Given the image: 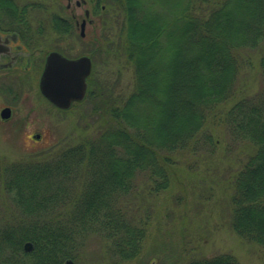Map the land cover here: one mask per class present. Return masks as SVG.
<instances>
[{"label": "trees", "instance_id": "1", "mask_svg": "<svg viewBox=\"0 0 264 264\" xmlns=\"http://www.w3.org/2000/svg\"><path fill=\"white\" fill-rule=\"evenodd\" d=\"M103 1L124 14L135 90L120 104L100 99L105 108L92 136L31 160L0 159V193L13 208L0 221V264L76 260L91 234L105 241L109 264L139 258L147 222H136L121 200L141 173L151 193L170 189L179 153L212 152L220 143L214 121L255 146L233 180L232 224L264 247V89L217 113L236 92L237 50L264 38V0ZM259 65L264 78V56ZM186 264L240 263L223 253Z\"/></svg>", "mask_w": 264, "mask_h": 264}, {"label": "rangeland", "instance_id": "2", "mask_svg": "<svg viewBox=\"0 0 264 264\" xmlns=\"http://www.w3.org/2000/svg\"><path fill=\"white\" fill-rule=\"evenodd\" d=\"M36 2L37 16L31 25L34 30L43 29L30 37V46L37 64L29 75L0 71V82L7 84L1 85L4 88L0 90V112L6 106L12 109L9 119L0 116V159L9 161L48 155L74 137L92 136L101 124L105 108L100 99L106 97L120 104L136 87L124 46V14L116 4L87 0L86 7L76 8V0H72V13H76L79 22L85 18V8L91 12L92 23L87 22L85 36L81 37L79 27L72 28V35H60L51 27V15L58 10L59 2L65 6V0ZM57 48L68 57L88 56L93 61L85 98L68 110L57 109L39 92L42 65L38 64L45 53ZM236 55L241 65L236 92L220 106L219 118L238 100L255 97L264 89L259 65L264 56V38L257 47L239 49ZM210 129L220 143L212 152L202 149L179 153L178 176L170 189L151 193L148 176L141 173L135 189L121 200L136 222H147L143 251L129 264H186L223 253L233 255L240 264H264V247L243 239L232 224L233 180L241 163L255 152V146L233 138L225 123L214 121ZM8 204L0 193L2 222L6 221L4 215H10L7 210H13ZM106 251L105 241L91 234L74 262L109 264Z\"/></svg>", "mask_w": 264, "mask_h": 264}, {"label": "flooded vegetation", "instance_id": "3", "mask_svg": "<svg viewBox=\"0 0 264 264\" xmlns=\"http://www.w3.org/2000/svg\"><path fill=\"white\" fill-rule=\"evenodd\" d=\"M65 2V6L59 2L58 10L51 15V27L53 31L58 32L60 35H72L74 28L77 29L79 27L81 30V23L84 20L88 23L91 22L90 15L89 17L86 16V12L90 10L85 8V18L79 22L76 13H72V0H65ZM38 5L36 0H0V37L2 45L7 47L6 52H1L0 54V67L3 63H10L4 68L17 70L24 67L25 69H31L37 64V60L34 57L35 52L30 46L32 42L30 37L40 33L43 29L41 27L34 30L31 25V21L37 16ZM83 5L86 7L87 0H76V8H80ZM52 51H58L68 57L60 48ZM49 52L43 55L41 64L38 65L44 66Z\"/></svg>", "mask_w": 264, "mask_h": 264}, {"label": "water", "instance_id": "4", "mask_svg": "<svg viewBox=\"0 0 264 264\" xmlns=\"http://www.w3.org/2000/svg\"><path fill=\"white\" fill-rule=\"evenodd\" d=\"M88 14V12H87ZM81 35H85V22L81 25ZM7 47L2 45L0 37V54L5 53ZM2 65V64H1ZM10 63H3L4 68ZM92 72V61L88 56L68 59L57 52L48 55L41 74L39 89L41 94L53 105L60 109H68L76 101H82L88 88V78ZM11 116V109L4 108L1 118ZM64 264H75L68 260ZM142 264V263H138Z\"/></svg>", "mask_w": 264, "mask_h": 264}]
</instances>
